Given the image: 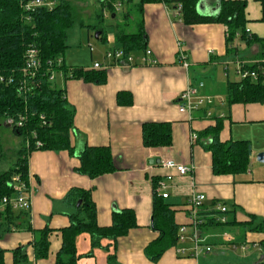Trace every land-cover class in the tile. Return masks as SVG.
<instances>
[{"label":"crops","instance_id":"0c3cea01","mask_svg":"<svg viewBox=\"0 0 264 264\" xmlns=\"http://www.w3.org/2000/svg\"><path fill=\"white\" fill-rule=\"evenodd\" d=\"M138 1L128 4L129 8L123 11L125 19L132 17L125 14ZM220 8L221 0L197 2V11L201 15L215 16ZM107 10L110 9L105 3V17L109 15ZM246 16L249 31L264 38V22L260 20L262 6L258 0H247ZM116 17L117 14H112V18ZM140 20L147 36V49L151 51L149 58L155 63L143 61L146 51L129 53L133 56L130 63L127 60L109 62L105 55L103 62H99L90 50L91 61L68 64L64 54L66 66L105 71L106 81L97 83L58 74L55 86L65 90L68 101L76 109L75 132L70 136L75 153L35 150L29 155L27 192L31 207L14 209L17 224L0 230V251H4L5 264H56L63 242L62 231L70 225V215L77 210L65 201L73 188L91 192L99 226L111 225L114 212L124 209L135 211L138 224L119 237L115 245L104 238L93 247L89 234L79 235L76 241L77 264H109L111 253L115 254L111 264H200V260L179 255L176 246L168 249L156 262L145 255L146 246L158 236L152 227L155 191L159 196L168 193L164 201L175 209L178 225L188 222V201L193 193L206 196L205 208L210 209L215 202L225 203L230 211L233 210L228 214L229 219L246 221L256 216L264 220V163L256 158L258 152L264 151V145L255 148L253 142V131L264 126V104L236 103L229 106L226 101L227 82L237 81L230 80L226 61L234 62L237 70L238 60L256 61L262 47L259 44L247 46L237 39L233 47L239 50V55L229 56L225 24H186L174 3H146L138 26ZM120 34L116 35L117 45L112 49L120 48ZM67 44L70 47L69 42ZM108 50L110 48L105 53ZM96 62L111 65L95 69ZM220 65L226 67L227 80L224 82L217 80ZM190 85L203 95H222V100L215 101L213 117H206L204 110L193 115L179 111L177 97ZM120 94H125V100L130 94L132 103L120 104ZM220 116L224 117L220 133L222 141L246 139L252 143L250 167L245 173L213 172L212 152L206 147L209 141L206 137L201 138L200 133L214 126ZM146 122L172 123V144L146 146L142 138V126ZM192 132L198 136L195 142L191 140ZM85 145L110 147L115 171L96 178L78 173L79 155ZM168 159L188 166L191 171L180 175L175 169L164 167L163 162ZM168 175L172 178L169 179ZM154 181H157L156 190ZM161 182L166 184V189L158 188ZM45 229L50 230L48 254L37 258L35 239L38 231ZM244 241L259 248L264 244V233L247 232ZM216 242L222 244L219 240ZM16 250L23 257L19 256L15 261Z\"/></svg>","mask_w":264,"mask_h":264},{"label":"trees","instance_id":"16d2710c","mask_svg":"<svg viewBox=\"0 0 264 264\" xmlns=\"http://www.w3.org/2000/svg\"><path fill=\"white\" fill-rule=\"evenodd\" d=\"M32 0H0V124L7 125L10 118L18 120L25 117L22 126L12 125V130L22 138V146L17 151V159L13 165L0 171V205L3 198L12 197L16 193L13 189L14 177L18 176L26 185L28 181L29 155L35 150L61 151L68 150L75 153L71 144V133L75 132V107L68 101L64 89L54 85L50 80V69L62 73L68 78H82L85 81L103 83L106 81L105 71L85 70L78 67H68L64 63L58 65V59L63 58L68 48V32L76 21L77 16L72 0H56V4L49 7H38L33 11H25L24 4ZM118 1V0H114ZM122 5L132 4L133 0H120ZM161 1L182 4L181 17L186 24L223 23L227 26V54L239 55L234 46L237 39L244 41L247 46L259 44L262 49L256 61L247 63L245 67L257 73V78L246 77L226 84V101L229 106L236 103L264 104V38L253 34L247 28L249 19L246 16L247 0H221L219 14L215 16L201 15L197 11L198 0H139L125 15L131 16L135 9L140 15L146 3ZM262 6L261 21L264 22V0H258ZM112 14H116L112 4L108 5ZM123 7V6H122ZM104 17L103 13L98 17ZM83 27V23L81 24ZM103 30V27H99ZM103 31L101 35H103ZM100 35V37H101ZM99 37V38H100ZM120 48L126 54L147 50V36L142 24L134 33L120 34L118 37ZM35 47L39 50L42 62L41 70L37 74L34 85L24 83L23 67L27 50ZM3 79V81H1ZM118 96L120 104H131L128 99ZM224 117H217L214 126H209L200 134L209 141L207 149L212 152V168L215 174H242L249 170L252 143L250 140L220 139ZM78 134V132H77ZM143 143L150 147L170 146L173 142L172 123L146 122L142 126ZM40 142V145L37 143ZM5 157L0 139V159ZM80 166L76 171L80 174L96 178L106 173L114 172L115 165L112 151L108 146L85 145L79 155ZM157 181H154V189ZM68 205L77 207L76 213L70 215L71 223L63 229V242L56 257V264H77L78 254L76 241L79 235L87 233L92 239V246L99 245L101 239H109L113 245L119 237L125 236L131 229L136 228L137 218L133 209L115 211L112 224L99 226L97 223V208L91 192L73 188L65 197ZM81 203L78 205V202ZM216 204V202L214 203ZM11 206L0 210V230L10 229L17 224L18 217ZM233 212L229 210L228 214ZM152 227L158 232L157 238L145 248V255L153 262L178 243L179 226L175 220V209L164 201L156 191L153 194ZM205 233L232 232L237 235L236 244L245 243L247 232L264 233V220L251 216L246 221L229 219L221 223L216 219H209L203 228ZM50 230L38 231L36 244L37 258L46 257L49 248ZM213 237L211 242L218 244ZM220 242L223 243L222 239ZM219 242V243H220ZM263 243V241L261 242ZM23 257L19 250L14 252L15 261ZM115 260V254H109V264ZM0 264H5L4 251H0ZM264 264V259L259 263Z\"/></svg>","mask_w":264,"mask_h":264},{"label":"built area","instance_id":"2783aa9c","mask_svg":"<svg viewBox=\"0 0 264 264\" xmlns=\"http://www.w3.org/2000/svg\"><path fill=\"white\" fill-rule=\"evenodd\" d=\"M106 5L112 4L114 9L119 11L122 8V2L120 0H104ZM56 4V0H32L28 3L24 4L25 11H33L38 7H53ZM177 12L181 15L182 4L178 3L176 6ZM151 51L149 49L146 50V55L143 58L145 63H155L156 61L151 60L149 55ZM105 58L110 62H119L121 60H127V62L133 61V56L130 54H126L123 49H110L105 53ZM183 58V56H182ZM183 60H185L183 58ZM185 66H188L186 61H183ZM247 63L238 60L237 64V72L241 75V78L252 77L257 78V73L249 68L245 67ZM63 64V58L58 59V65ZM111 64H102L96 62L94 64L95 69L106 68ZM42 62L39 55V50L35 47H31L27 50L25 65L23 67L24 74V83L22 88H26V85H34L37 74L41 70ZM50 80L54 81L58 72H56L53 68L50 69ZM35 79V80H34ZM3 81V79L1 80ZM177 103L179 106V111L182 113H188L189 115H193V113L197 111L204 110L205 116L211 118L214 116L213 106L215 104V99L213 96L200 94L197 88L193 86H189L185 91H183L177 97ZM223 117V116H220ZM25 120L24 116H21L18 120H14L12 118L6 121L8 126L17 125L22 126ZM198 136L196 133H191V140L195 142ZM40 145V142L37 143ZM163 166L168 169H175L180 175H186L191 171V168L184 164L177 163L172 159H168L163 162ZM168 178L171 179V175H168ZM160 190L166 189V184L161 182L158 186ZM13 189L15 191V195L12 197H5L2 200L0 205V210L5 208L6 206H11L13 209L27 210L31 207V197L27 192V185L18 177H14ZM163 198L168 197V193L161 194ZM206 200V196L201 193H193L188 201V222L186 224H182L179 226L178 230V243L176 245V251L181 256L192 257L195 260L199 261L202 255L208 254L213 251L215 248V244L211 242L210 239L213 237L222 239V244H228L232 248H237L238 244H236V237L231 233H205L203 228L209 219H216V221L221 223H227L229 221L228 212L229 207L223 202H217L213 207L205 208L204 202ZM208 214V215H207ZM248 243H242L241 247L243 250L248 249Z\"/></svg>","mask_w":264,"mask_h":264},{"label":"rangeland","instance_id":"374dc122","mask_svg":"<svg viewBox=\"0 0 264 264\" xmlns=\"http://www.w3.org/2000/svg\"><path fill=\"white\" fill-rule=\"evenodd\" d=\"M72 1L75 6L77 21L68 32L70 47L65 51L68 64H74V62L79 61H91L90 50H93V55L99 62H103L105 50L107 48L112 49L117 45V34L134 33L139 29L138 21L140 14L137 11L131 10L132 17H130L129 20L124 17L123 11L129 8L128 4H125L121 11L116 13V18H112L110 10L106 11L109 14L107 17L104 15V17L102 16L100 18L98 14L104 13L105 10L104 0H89V3L86 0ZM82 23L86 26H81ZM99 27H103V30H100ZM102 31L104 32L103 35L97 38L96 34L98 32L102 33ZM226 64H229L228 70L230 80H240L241 75L237 72L234 62L226 61ZM224 68L226 67L222 65L218 67L217 80L219 82L227 80ZM57 78H59L58 74L56 76V79ZM56 79L54 85L58 82V79ZM220 96L222 95H214L216 102L222 100ZM263 128L264 126H260L253 131L255 148L256 146L261 147L264 145ZM250 131L251 130H248V134L252 136ZM0 139L5 154V157L0 159V171H4L9 169L16 161L17 151L22 146V138L17 135L11 127L2 123L0 124ZM224 233L235 235L232 232ZM235 237H237V235H235ZM262 256H264V244L259 248H255L253 247V243H248L247 250L242 249L241 243H238L237 248H232L228 244H217L212 252L201 256L200 264H258Z\"/></svg>","mask_w":264,"mask_h":264},{"label":"water","instance_id":"95a60500","mask_svg":"<svg viewBox=\"0 0 264 264\" xmlns=\"http://www.w3.org/2000/svg\"><path fill=\"white\" fill-rule=\"evenodd\" d=\"M101 35V32H98L96 34V37L99 38ZM257 160L260 162V163H264V151L260 152L257 154ZM81 203V201L78 202V205ZM264 259V256H262L260 258V260L258 261V264Z\"/></svg>","mask_w":264,"mask_h":264},{"label":"bare ground","instance_id":"6f19581e","mask_svg":"<svg viewBox=\"0 0 264 264\" xmlns=\"http://www.w3.org/2000/svg\"><path fill=\"white\" fill-rule=\"evenodd\" d=\"M165 1H167V0H165ZM176 5V4H175Z\"/></svg>","mask_w":264,"mask_h":264}]
</instances>
